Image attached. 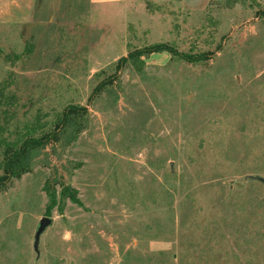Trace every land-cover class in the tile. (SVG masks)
I'll return each mask as SVG.
<instances>
[{
	"label": "rangeland",
	"instance_id": "rangeland-1",
	"mask_svg": "<svg viewBox=\"0 0 264 264\" xmlns=\"http://www.w3.org/2000/svg\"><path fill=\"white\" fill-rule=\"evenodd\" d=\"M35 1L39 25L0 24V136L12 144L39 138L63 109L84 112L0 191V264H241L250 227L233 221L232 205L262 204L264 212V186L235 163L241 172L217 179V208L196 234L192 193L214 173L215 154L244 157L235 141L216 136L224 116L235 128L264 111V0ZM157 43L206 56L152 54L116 69L129 52ZM43 217L53 222L37 256ZM260 248L254 264H264Z\"/></svg>",
	"mask_w": 264,
	"mask_h": 264
},
{
	"label": "trees",
	"instance_id": "trees-1",
	"mask_svg": "<svg viewBox=\"0 0 264 264\" xmlns=\"http://www.w3.org/2000/svg\"><path fill=\"white\" fill-rule=\"evenodd\" d=\"M25 53H30V47H26ZM159 53H166L171 57H179L187 62H200L203 61L206 56L204 53H200L198 55H182L179 54L177 49L170 44L157 43L129 52L125 58H121L117 62L116 69L121 68L122 65L128 61L137 63L143 57ZM106 83H109V81L105 80L100 82L94 88L93 95L99 92ZM83 112V109L75 106H69L63 109L59 118L53 124V130L42 134L39 138L25 137L22 140L20 139V142L12 144L3 136H0V146L3 145V151L0 153V191L10 180L20 178L29 170L27 159L32 151L38 148H43L50 141H56L58 139L57 137L61 133H64L67 128L76 125L75 118ZM240 118L241 119L239 121H236L238 122V127L233 128L229 126L227 120L230 119L232 122L235 120L231 119L230 114H228V116H224L225 121H222L223 124L220 125L216 136H223L225 143L226 141H235L236 147H242V149H244V157L241 158L240 161H236V159L231 155L228 156L227 153H224V156H218L215 154L214 159L210 160L211 165H215L216 167L215 169H212V172L214 173L207 176L202 181L200 187L196 188L192 193V196L197 199V203L195 204V219L191 229V231L195 234L203 232L204 230L206 231L207 228L205 227L212 221L210 218H206L204 219L205 221H202V216L205 217L213 215V209L215 210L217 208L215 198L217 193L219 194L223 190L221 183L217 180L220 178V175L231 176L237 172L240 173L242 170L240 169L241 166L242 168L247 169V174H250L249 176L254 175L256 177L259 173H264V111L256 114L241 116ZM217 157H221L222 159L225 157L227 161H224L223 163L222 161L216 160ZM235 163H241L243 165L237 166ZM65 192L66 189H64L61 194L63 196H70L69 193V195H67ZM238 192L243 195V193H246L247 191L242 189ZM50 195L51 194H49V196ZM262 195L263 194L260 193V196ZM260 196H258V198H260ZM261 205H252L247 201L234 203V205H232V215L235 214L236 216L233 221L235 223H239V220H245L246 223H249L250 227V232L246 228V232H244L240 238V246L245 242L247 243L246 248L239 249V253L242 254L241 260L243 259V261L240 259H237V261L241 264H243L244 261L247 264H254L256 262V256H258V252L261 249L260 247L264 246L260 244V242L264 240V227L261 226L264 212ZM243 227L244 225L239 226V228ZM251 246H255L254 253L252 252ZM155 255L161 254L158 253ZM247 257H251L253 260L249 262ZM258 264L261 263L259 262Z\"/></svg>",
	"mask_w": 264,
	"mask_h": 264
},
{
	"label": "crops",
	"instance_id": "crops-1",
	"mask_svg": "<svg viewBox=\"0 0 264 264\" xmlns=\"http://www.w3.org/2000/svg\"><path fill=\"white\" fill-rule=\"evenodd\" d=\"M40 1L38 4H40ZM125 0H88L91 6L119 4ZM35 0H0V24H21L28 29L34 23L40 24L39 10ZM38 19V20H37ZM37 25V26H38Z\"/></svg>",
	"mask_w": 264,
	"mask_h": 264
},
{
	"label": "water",
	"instance_id": "water-1",
	"mask_svg": "<svg viewBox=\"0 0 264 264\" xmlns=\"http://www.w3.org/2000/svg\"><path fill=\"white\" fill-rule=\"evenodd\" d=\"M251 179L254 182H258L264 186V177L256 176V177H251ZM52 222L53 220L48 217H43L38 221L33 237V251L37 256H38V245H39L40 237L43 235L45 230L52 225Z\"/></svg>",
	"mask_w": 264,
	"mask_h": 264
}]
</instances>
